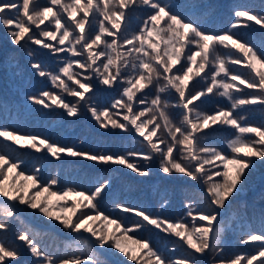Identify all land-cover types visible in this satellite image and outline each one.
Instances as JSON below:
<instances>
[{"label":"snow or ice","instance_id":"6c2138e0","mask_svg":"<svg viewBox=\"0 0 264 264\" xmlns=\"http://www.w3.org/2000/svg\"><path fill=\"white\" fill-rule=\"evenodd\" d=\"M138 8L146 16L139 30L129 35L122 25L129 12ZM234 18L227 31L211 33L176 11L175 5L160 0H48L45 6H40L38 0H0V25L6 29L13 45L24 47L31 43L53 54H66L58 72L46 71L36 63L32 67L62 93L77 99L68 101L61 94L42 90L29 95V101L44 109H62L67 117H78L84 102L83 106L100 128L118 129L121 134L134 133L143 138L141 143L146 142L143 151L96 152L77 147L75 142L62 144L0 125V144L7 149L0 151V217H3L0 230L7 231L19 207L25 206L58 222L70 233L89 234L81 241L88 247L86 255L61 258L45 251L28 231L20 232L18 239L25 243L36 264H109L101 257L117 252L134 264H200L196 254L201 257L214 254L211 264H264V215L261 228L247 233L241 240L242 244L255 245V254L225 258L221 246L225 229L221 225L220 210L239 195L251 170L257 164H264V123L252 125L246 116L234 115L246 106L264 110V46L258 50L232 31L250 27L248 22L264 29V8L234 10ZM47 41H56V44ZM217 46L234 49L242 56H234L230 51L227 58H222L216 55ZM229 64L242 65L247 75L230 70ZM74 66L83 71H73ZM61 76L78 87H70ZM97 81L109 88L122 89L111 109L87 103L86 93L92 92ZM202 82L206 86L193 91ZM153 88L154 96L151 95ZM245 89L252 91L236 95ZM171 90L177 96L173 107L183 110L179 124L171 120L166 111L169 102L160 95ZM214 91L226 98L230 107L217 106L211 113L199 110L200 106L194 102ZM222 129L235 130L234 138L226 141V148L206 143ZM11 145L16 149L45 152L61 163L71 158L73 162L117 165L140 176L150 175V166L158 159V170L165 176L190 177L206 186L208 205L200 208L186 204L189 223L183 218L174 222L154 217L143 209L117 202V210L140 218L128 226L119 217L106 215L99 207L112 187L111 180H98L90 190L60 187L59 175L45 181L40 167L26 174L27 161L13 156ZM69 199H72L71 207L67 206ZM166 204L167 201L161 207ZM95 221H103L104 226L94 227ZM145 222L175 236L191 251L174 257L148 239L128 235L142 230ZM108 226H113L110 231ZM129 240L135 247L124 242ZM19 255L15 246L0 240V264H13Z\"/></svg>","mask_w":264,"mask_h":264},{"label":"trees","instance_id":"16d2710c","mask_svg":"<svg viewBox=\"0 0 264 264\" xmlns=\"http://www.w3.org/2000/svg\"><path fill=\"white\" fill-rule=\"evenodd\" d=\"M47 2L48 0H38L40 6L47 5ZM160 2L175 5L176 11L181 12L186 18L196 21L201 28L211 33L227 31L230 23L235 19L234 10L260 11L264 8V0H160ZM145 16L146 12L143 9L138 8L129 12L122 29L129 35L136 33L142 26ZM47 23L46 21L45 25ZM248 24L251 26L247 28L239 27L232 31L259 50L264 46V29H261L259 25H254L253 22H248ZM45 25H41V28ZM33 31H35V26H33ZM47 42L53 45L56 44V41ZM230 51L234 56H242L234 49L229 50L222 46H217L216 55L227 58ZM28 53H31V55ZM65 56V53L53 54L49 49L31 43L26 44L24 47L15 46L10 42L6 29L0 25V125H7L27 133H35L62 144L75 142L77 147L89 151L126 154L145 150L144 143L146 142L141 143L143 138L136 136L134 133L131 135L121 134L118 129L106 130L100 128L92 119L87 108L83 106L84 102H81L82 108L78 117H67L62 109H44L27 99L29 95L38 94L42 90L61 94L68 101L74 102L77 99L67 93H62L59 88L52 85L50 79L40 77L32 67V64L36 63L40 64L46 71L58 72L59 68L63 66ZM228 67L232 71H243L247 75V70L242 65L229 64ZM73 71L82 72L83 70L74 66ZM61 78L70 87H78L68 81L67 77L61 76ZM160 83L163 85L164 82L161 81ZM192 83H195V80L190 83V88ZM202 86L206 85L202 82L193 91L199 90ZM121 91L122 89L116 90L100 85L97 81L92 92L86 93V100L88 104L95 105L98 108L108 107L111 109L112 102L114 99L119 98ZM251 91L245 89L244 93H236V95H244ZM155 94V88H153L151 95L154 96ZM137 95L140 94L137 93ZM160 95L162 100L169 102L166 111L171 120L173 123L179 124L183 110L173 107L177 103L174 90ZM194 103L200 106L199 110L209 113L215 111L217 106L221 108L230 107L227 99L217 96L215 91L207 97H202L201 101ZM234 115L246 116L247 122L252 125L264 123V110L259 106H246L243 109H238L234 112ZM215 127L219 128L220 126ZM234 132L233 129H222L210 136L206 143L226 148V141L234 138ZM80 141H83V143H80ZM11 149L13 156H21L23 160L27 161L24 165L26 174H31L35 167H40L41 175L45 181L50 176L59 175L62 181L60 187L75 186L79 189L90 190L98 180H111L112 187L101 200L99 207L106 215L111 218L119 217L121 222L128 226H131L140 218L117 210L115 208L117 202L143 209L154 217H163L174 222L183 218L185 222L189 223L191 218L185 215L187 211L186 204L191 203L200 208H206L208 205L207 195L205 194L207 193L206 186L191 180L190 177L165 176L158 170V159L154 160L150 166V175L140 176L123 166L103 165L88 161L73 162L71 158H67L61 163L46 155L45 152L16 149L15 145H11ZM5 150L7 149L0 144V151ZM53 190H56L55 187ZM72 199L76 198L73 197ZM72 199L68 200V207L72 206ZM165 201H167V204L161 207ZM22 207L33 212L37 221L32 217H27L26 214L17 213L12 225L16 238H18L20 232L28 231L45 251L61 258L87 254L88 247L81 242L83 236L62 235L54 228L46 225L47 221H50L48 218L31 209H26L25 206ZM220 211L221 225L225 229L222 233L223 243L221 245L224 257L233 258L235 255L242 253L255 254V245L242 244L241 240L247 233L258 231L261 228V217L264 215V164H257V167L251 170L239 195L232 200L231 204ZM0 219H3V217H0ZM93 226L101 228L104 226V222L95 221ZM112 227L108 226V230L110 231ZM6 232L0 230V240L15 246L20 253L13 264H36L35 258L25 243L23 242L25 252H22ZM128 235L137 239H148L162 252L174 254V257L184 256L186 251H191L187 250V246L183 245V242L175 236L161 232L159 229L147 225L146 222L142 230L129 232ZM124 242L129 247H135L130 240ZM213 255L201 257L196 254L200 264H211ZM114 256L123 264H134L121 253L117 252ZM101 259L108 260L109 264H119L115 260H109L108 257H101Z\"/></svg>","mask_w":264,"mask_h":264},{"label":"rangeland","instance_id":"374dc122","mask_svg":"<svg viewBox=\"0 0 264 264\" xmlns=\"http://www.w3.org/2000/svg\"><path fill=\"white\" fill-rule=\"evenodd\" d=\"M205 194L207 195V193H205ZM52 199L54 201V198H52ZM17 213L26 214L27 217H32L34 220H36L35 219V214H33V212H31L30 210L29 211L25 210L22 206L19 207ZM17 213H16V215H17ZM14 219H15V217L11 219L10 227L7 230L6 233L9 236V238H11V240L15 244H17L19 249H21L22 252H25V249H24L25 245H24L23 241H20L18 238L15 237L14 227L12 226L13 223H14ZM38 222H40V221H38ZM47 222H48L47 224L46 223H43V224L49 225L51 228H54L55 230H57L62 235H67V236H76L77 235V236H83V237H88L89 236V234H87V233H83V234L70 233L69 231L63 229L62 226L58 225V222H56V221H47ZM106 257H108L109 260L112 259L113 261L114 260L117 261L119 264H123V262H121L119 259H117L116 256H114V255H110V256H106ZM125 264H130V263H125Z\"/></svg>","mask_w":264,"mask_h":264}]
</instances>
